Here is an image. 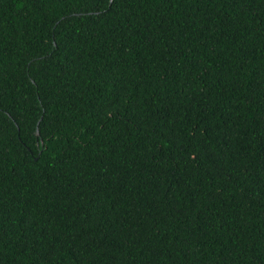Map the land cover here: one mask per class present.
<instances>
[{
  "label": "trees",
  "instance_id": "1",
  "mask_svg": "<svg viewBox=\"0 0 264 264\" xmlns=\"http://www.w3.org/2000/svg\"><path fill=\"white\" fill-rule=\"evenodd\" d=\"M0 264H264V0H0Z\"/></svg>",
  "mask_w": 264,
  "mask_h": 264
}]
</instances>
